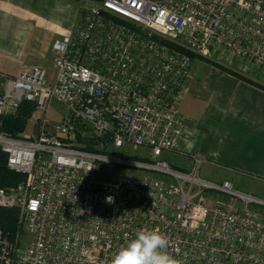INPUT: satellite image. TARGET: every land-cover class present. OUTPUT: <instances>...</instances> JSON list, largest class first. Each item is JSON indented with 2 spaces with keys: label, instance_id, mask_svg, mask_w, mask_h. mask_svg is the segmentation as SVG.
Masks as SVG:
<instances>
[{
  "label": "built area",
  "instance_id": "2783aa9c",
  "mask_svg": "<svg viewBox=\"0 0 264 264\" xmlns=\"http://www.w3.org/2000/svg\"><path fill=\"white\" fill-rule=\"evenodd\" d=\"M53 48L52 74L35 65L5 77L0 114L56 99L110 134L112 150L74 144L75 126L47 117L19 137L0 132L7 165L25 175L0 188V206L19 212L14 239L0 230V264H111L142 228H158L182 264H264V198L201 176L207 159L183 148L180 112L194 57L264 72V0L88 1ZM171 155L190 156V169ZM100 164L131 173L99 179Z\"/></svg>",
  "mask_w": 264,
  "mask_h": 264
},
{
  "label": "crops",
  "instance_id": "0c3cea01",
  "mask_svg": "<svg viewBox=\"0 0 264 264\" xmlns=\"http://www.w3.org/2000/svg\"><path fill=\"white\" fill-rule=\"evenodd\" d=\"M80 11L75 0L0 1V92L5 77L24 66L54 72L53 44L73 32ZM225 62L233 71L192 62L189 93L180 104L191 127L183 148L207 159L201 172L213 182L231 180L237 190L264 198V72ZM175 165L188 170L192 162L179 156Z\"/></svg>",
  "mask_w": 264,
  "mask_h": 264
},
{
  "label": "rangeland",
  "instance_id": "374dc122",
  "mask_svg": "<svg viewBox=\"0 0 264 264\" xmlns=\"http://www.w3.org/2000/svg\"><path fill=\"white\" fill-rule=\"evenodd\" d=\"M75 1L81 4V11H80V14H81L83 6L86 2L88 1L100 2L101 0H75ZM195 59H199L204 62L210 63L212 65H216V66H219L225 69H229L221 64V63L223 64L227 63L225 62V56L223 55L216 54L215 56H212L210 58L194 57L193 61ZM231 61H234V60H231ZM237 61L242 64L241 61L239 60ZM229 70L233 71L231 69ZM43 117H47L51 121L52 125L60 124V123H72L76 129V137L73 140L74 144L76 145H79L83 148L91 146L95 150H112V145H111L112 141L110 138V134L98 135L97 133L94 132L92 125L89 122L77 118L74 114H72L71 112L67 110L66 106L62 102L56 99H52L49 102L46 110H39L37 109V107H35V114L33 115V119L32 120L30 119L31 121L29 120L30 122H28V125L24 133H30L32 130H34V128H36L37 126V123ZM125 149H127L131 153L140 152V150L133 151L128 148H119L117 151H119V153L127 154V151ZM178 157L179 156L171 155L169 156V159L173 164H176ZM184 157L190 159V156H184ZM180 168H183V167H180ZM129 173H131L129 170H126L124 167L119 166V165L100 164L97 168L96 175L99 179H103L106 181H114L118 179L120 176L124 174H129ZM201 175L205 179H209L210 181H213L211 177L205 176L203 172H201ZM240 191L245 192L244 190H240ZM23 240L26 243V237H24Z\"/></svg>",
  "mask_w": 264,
  "mask_h": 264
},
{
  "label": "trees",
  "instance_id": "16d2710c",
  "mask_svg": "<svg viewBox=\"0 0 264 264\" xmlns=\"http://www.w3.org/2000/svg\"><path fill=\"white\" fill-rule=\"evenodd\" d=\"M35 107L36 104L34 102L24 101L15 114H0V132H4L12 137H19L26 130L29 120L35 113ZM85 149L95 150L91 146L85 147ZM173 166L180 169L175 164ZM24 178L25 175L23 173L16 172L7 165V155L0 148V188H14ZM18 217L19 212L17 209L0 206V230L7 233L11 239H14L18 230Z\"/></svg>",
  "mask_w": 264,
  "mask_h": 264
},
{
  "label": "clouds",
  "instance_id": "9594fccd",
  "mask_svg": "<svg viewBox=\"0 0 264 264\" xmlns=\"http://www.w3.org/2000/svg\"><path fill=\"white\" fill-rule=\"evenodd\" d=\"M168 243L158 228H142L116 252L111 264H182L167 252Z\"/></svg>",
  "mask_w": 264,
  "mask_h": 264
}]
</instances>
